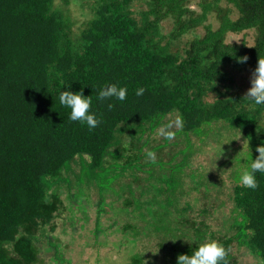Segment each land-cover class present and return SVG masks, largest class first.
I'll return each instance as SVG.
<instances>
[{
	"label": "trees",
	"instance_id": "obj_1",
	"mask_svg": "<svg viewBox=\"0 0 264 264\" xmlns=\"http://www.w3.org/2000/svg\"><path fill=\"white\" fill-rule=\"evenodd\" d=\"M248 31L253 45L228 41ZM259 59L264 0H0V264H41L38 237L64 207L63 184L78 192L93 184L101 206L104 189L128 174L141 186L135 199L145 204L136 206L145 224L124 231L162 236L167 264L211 240L226 249L229 264H241L235 245L264 264V173H256L254 190L238 183L264 142V106L246 99L234 73L252 76ZM113 83L127 88L126 99L98 101ZM65 90L91 97L96 128L68 119L58 99ZM215 123L242 135L248 148L244 156L223 154L221 171L207 177L195 167L200 150L191 135L203 142ZM148 134L158 140L146 149ZM179 144L168 159L161 155ZM226 176L233 207L216 229L207 217L217 208L196 203Z\"/></svg>",
	"mask_w": 264,
	"mask_h": 264
},
{
	"label": "rangeland",
	"instance_id": "obj_2",
	"mask_svg": "<svg viewBox=\"0 0 264 264\" xmlns=\"http://www.w3.org/2000/svg\"><path fill=\"white\" fill-rule=\"evenodd\" d=\"M75 15L81 17V10H76ZM244 40L253 45L255 32L230 34L228 37L229 42L240 43ZM234 73L236 87L247 92L251 87V74L249 72L239 74L237 71ZM212 129L211 134H208L203 142L198 139L199 137L191 135L196 148L198 147L196 150H200L195 158V167H203L199 173L203 175L208 173L207 177L221 171L219 162L224 160L223 154L244 156L248 148L243 136L237 135L233 130H227L223 123L213 124ZM148 135L151 143L149 147H145L146 149L156 144L154 138L158 140L156 135ZM175 146H181V144L169 146L161 155L168 159L166 154L175 153L177 151ZM74 169L77 173L80 172L79 166L74 165ZM113 179L107 182L110 183ZM225 179L227 181L218 190L214 188L208 199L200 197L196 203L197 209L217 208V212L210 211L214 214H209L207 217L208 223L214 225L216 229L223 226L224 214L233 207V203L229 202L228 198L231 195L232 183L228 182V176ZM159 180L155 176L153 182H159ZM186 182L191 187L194 183L190 178H187ZM93 186V184L91 186L82 184L79 189L83 190L78 192V186L62 185L64 207L53 222L41 230L38 237L41 247V264H132L135 258L142 259V264H167L168 261L159 251L162 236H156L155 232L135 235L133 231H124L127 225H135L140 231V227L142 228L145 224L141 219L144 209L136 207L145 204L136 203L135 199L139 198L138 195L141 196V186L133 183L132 175L128 174L125 178L123 176L121 180L115 181L111 188H105L103 197L105 202L101 206L99 190ZM202 191H204L203 188ZM75 192H78L77 200L71 197ZM147 195L152 197V194L147 193ZM126 199L133 201L131 204L135 207L125 206ZM52 243L57 246V251L52 247ZM234 254L241 264H260L258 259L245 248L238 249L235 245Z\"/></svg>",
	"mask_w": 264,
	"mask_h": 264
},
{
	"label": "clouds",
	"instance_id": "obj_3",
	"mask_svg": "<svg viewBox=\"0 0 264 264\" xmlns=\"http://www.w3.org/2000/svg\"><path fill=\"white\" fill-rule=\"evenodd\" d=\"M246 60L247 57H243L240 62H245ZM250 83L251 87L246 93V99L254 106H264V59L258 60L257 67L252 73ZM127 91L126 87L118 86L115 83L108 84L100 89L97 100L104 101L115 99L122 102L126 99ZM143 92V88H138L135 94L141 96ZM58 99L62 106L70 109L68 115L69 120L85 124L89 130L99 125L100 120L97 119L95 113L90 112L92 104L91 97H85L82 90L76 93L70 90L60 91ZM108 107L111 109L113 105L110 103ZM176 125L180 128L183 127V120L181 117H177ZM165 127H170V125ZM159 134L169 140L174 136L172 132H166L164 127L159 130ZM255 151L258 153V156L255 160L251 159L249 166L245 168L238 177V183L240 185L244 188L253 190L258 187L256 173H264V142H261ZM148 156L154 158V154L151 152L148 153ZM177 264H229V261L227 259L226 249L218 242L211 240L201 243L190 255H179L177 257Z\"/></svg>",
	"mask_w": 264,
	"mask_h": 264
}]
</instances>
